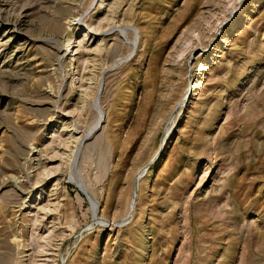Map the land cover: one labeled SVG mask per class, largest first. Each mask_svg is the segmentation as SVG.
Returning a JSON list of instances; mask_svg holds the SVG:
<instances>
[{
  "label": "rangeland",
  "instance_id": "1",
  "mask_svg": "<svg viewBox=\"0 0 264 264\" xmlns=\"http://www.w3.org/2000/svg\"><path fill=\"white\" fill-rule=\"evenodd\" d=\"M0 264H264V0H0Z\"/></svg>",
  "mask_w": 264,
  "mask_h": 264
},
{
  "label": "bare ground",
  "instance_id": "2",
  "mask_svg": "<svg viewBox=\"0 0 264 264\" xmlns=\"http://www.w3.org/2000/svg\"><path fill=\"white\" fill-rule=\"evenodd\" d=\"M68 49H69V46L66 48V52L68 51ZM71 53V52H70ZM71 60V59H70Z\"/></svg>",
  "mask_w": 264,
  "mask_h": 264
}]
</instances>
